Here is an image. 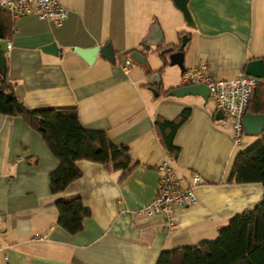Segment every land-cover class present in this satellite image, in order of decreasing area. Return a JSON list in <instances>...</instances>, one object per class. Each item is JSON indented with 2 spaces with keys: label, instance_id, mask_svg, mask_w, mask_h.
<instances>
[{
  "label": "crops",
  "instance_id": "1",
  "mask_svg": "<svg viewBox=\"0 0 264 264\" xmlns=\"http://www.w3.org/2000/svg\"><path fill=\"white\" fill-rule=\"evenodd\" d=\"M61 1L68 17L60 24L33 10L15 20L10 39H0L8 77L27 108L76 107L85 128L129 148L132 171L123 178L120 169L79 160L82 176L53 193L50 175L59 161L41 134L22 117L0 115V264H156L162 250L210 240L253 209L264 186L229 181L238 152L230 120L218 118L211 97L170 95L188 84L167 49L179 50L187 35V70L205 63L220 79L246 72L250 61L264 62V0H188L195 26L174 0ZM53 42L61 53L42 49ZM108 43L115 62L98 53L89 64L72 50ZM128 51L141 52L147 63ZM154 74L161 84L151 80ZM185 110L189 115L173 137L179 151L172 154L157 120H177ZM164 160L185 185L194 173L205 180L195 189L198 201L177 208L173 231L163 215L140 212L156 196ZM73 196L91 212L76 234L58 224L56 205Z\"/></svg>",
  "mask_w": 264,
  "mask_h": 264
},
{
  "label": "trees",
  "instance_id": "2",
  "mask_svg": "<svg viewBox=\"0 0 264 264\" xmlns=\"http://www.w3.org/2000/svg\"><path fill=\"white\" fill-rule=\"evenodd\" d=\"M10 12L0 9V39H10L14 32ZM164 48L160 51L166 54ZM128 51L127 53H132ZM162 70V69H161ZM159 70V72H161ZM148 74L154 71L148 67ZM16 83L8 74H0V115L22 117L41 134L50 151L59 161L50 175L53 193L63 191L82 176L77 162L88 160L122 170L127 177L132 168L129 148L115 144L105 132L85 128L79 113L73 106L40 107L30 109L16 94ZM163 92L158 91V94ZM248 112L264 113V84L254 89ZM185 110L177 120H157L165 146L172 154L179 148L173 144L177 129L187 119ZM230 182L261 183L264 186V130L259 139L246 149L240 150L233 162ZM58 224L71 234L84 228L85 219L91 212L84 206L81 196L59 199ZM156 264H264V197L253 208L235 215L218 232L215 240H203L198 244L164 249Z\"/></svg>",
  "mask_w": 264,
  "mask_h": 264
},
{
  "label": "built area",
  "instance_id": "3",
  "mask_svg": "<svg viewBox=\"0 0 264 264\" xmlns=\"http://www.w3.org/2000/svg\"><path fill=\"white\" fill-rule=\"evenodd\" d=\"M0 9L10 12L14 21L33 10L38 11L43 18L53 19L59 24L68 17V9L61 0H0ZM7 43L8 47L12 46L10 40ZM205 68L204 63L184 71L182 80L188 85L205 84L209 88L216 110L230 120L235 145L240 146L245 134L244 117L248 112L253 91L264 84V78L249 75L242 70L233 78L220 79L208 74ZM158 171L156 196L140 212L149 216L163 215L165 228L173 231L179 228L177 208L195 204L198 201L195 189L205 180L199 173H194L191 183L185 185L184 179L176 173L169 160L160 163Z\"/></svg>",
  "mask_w": 264,
  "mask_h": 264
},
{
  "label": "water",
  "instance_id": "4",
  "mask_svg": "<svg viewBox=\"0 0 264 264\" xmlns=\"http://www.w3.org/2000/svg\"><path fill=\"white\" fill-rule=\"evenodd\" d=\"M175 5L183 12L185 20L188 26H195L193 16L188 7V0H174ZM189 37L184 35L182 38V43L180 45V49L174 51L175 47H170L167 51L172 52L170 54V64L171 65H178L180 69L184 72L186 71V67L184 65V51L182 50ZM46 52H50L52 54H59L62 52V48H59L56 42L49 44L48 46H44L42 48ZM78 54H80L89 64L93 61L95 55L100 53L102 56L106 57L112 62L116 61V56L113 50V47L110 43L106 44L103 47H94L91 49H84V48H72ZM130 58L135 60L138 63L146 64L145 56L139 52L134 51L130 54ZM246 73L249 75H253L256 77L264 78V62L261 59L252 60L247 64ZM0 74L2 76L7 75V61L5 57V53L3 52L0 44ZM151 80L154 83L161 84V77L159 74H154L151 77ZM153 91L156 92L157 89L153 88ZM188 94H198L201 95L205 100H208L210 97V90L205 84H193V85H186L183 87L176 88L170 92V95H188ZM158 95V91L156 92ZM219 116L218 118L224 117L222 112L218 111ZM264 130V113L263 114H254L251 112H247L244 117V131L246 135H260Z\"/></svg>",
  "mask_w": 264,
  "mask_h": 264
},
{
  "label": "rangeland",
  "instance_id": "5",
  "mask_svg": "<svg viewBox=\"0 0 264 264\" xmlns=\"http://www.w3.org/2000/svg\"><path fill=\"white\" fill-rule=\"evenodd\" d=\"M209 103L213 104L212 99L209 100ZM258 139H259L258 135H255V134L254 135H246V134H244L240 146H237V151L239 152L240 150L248 148L253 143H255ZM217 237H218V235L213 236L212 238H210V240H215V239H217Z\"/></svg>",
  "mask_w": 264,
  "mask_h": 264
}]
</instances>
